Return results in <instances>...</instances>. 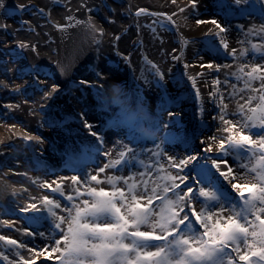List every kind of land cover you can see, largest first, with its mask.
<instances>
[{
	"label": "bare ground",
	"instance_id": "1",
	"mask_svg": "<svg viewBox=\"0 0 264 264\" xmlns=\"http://www.w3.org/2000/svg\"><path fill=\"white\" fill-rule=\"evenodd\" d=\"M18 1L19 0H5V3H9V5L5 4V7L0 9V25H7L6 29H0V61H8L4 57L6 52H8L10 53V58H8L10 59V66L13 67L8 69L6 74L8 77H19L27 74L26 83L35 91H40L42 95L40 110H47V105L50 111L55 110L56 105L54 100L58 95H61L63 91L68 88L77 89L81 93L80 96L85 97V99L81 101L83 104V111L94 112L98 114L100 119V123L91 124V129L96 130L98 134L102 133L104 139L106 138L105 140H107V143L104 142L105 140L102 143H97L96 139H94V135L88 133L84 139L85 141L81 140L79 142L83 143L84 148L92 146L93 150L89 152H85L84 148L75 150L77 162L74 166L64 167L56 158H50V156V160L48 161L39 160L40 163L34 166V168L39 171L42 180L45 182L55 180L62 185L65 195H68L67 192L69 190L73 194L75 186L72 185L70 179L61 180L62 177L70 178L73 175L84 177L92 173L97 174L98 179L104 180L106 176L117 175L119 172L117 171L116 173L114 169H105V171L101 173L99 172V168L103 167L109 160L119 157L122 152L125 153L126 158H129V166L123 169V174L128 176L125 175L123 177L127 178L133 173L142 172L144 168L140 167V160H144V154L140 155L139 158L135 160V158H132V153L127 152L129 146L125 143V137L136 138L126 129L130 128V126H134L135 130L139 126H144L153 144L160 145V148L164 150L165 155L160 158V162L164 165L166 172L176 174L179 171L178 168L167 167L168 156L174 155L184 157L193 154L197 155L200 164H205L207 156L215 155L217 150L215 144H213V151L207 153L205 152L204 144L203 147L197 148V146H194L191 148L189 138L193 132L192 130H194L193 128L198 125L202 118V112H199V109H213L211 114L216 112V106L215 103H213V93L216 92L213 90V85L211 83V77L216 72L215 66H218L220 61H227L233 58L228 55L212 56L207 51V53L202 54L199 48L193 50L191 54L186 56L185 49L188 43L184 45L183 41L186 40L193 45L196 44L195 46L198 47V45L204 46V44L210 41L219 43L220 41L217 42L216 39L220 40L221 37L229 40V35L231 34L232 37L234 35L231 33V28L233 26L231 21L241 18L242 15L239 16L240 11L236 12L234 7H232L235 11L228 13L227 9L222 10L220 5H218L219 8L212 6L209 10L199 15V21L216 20L217 23L226 29L223 33H220L219 29L211 23H197L195 27H192L193 29L188 31L187 28L184 27L185 21L182 20H177L175 24L173 23L172 29L175 30L174 33L172 31H163L161 30L162 28L153 33L152 31H148L149 25L147 24L151 15H146V17H142L145 15L136 16L135 13L137 11L146 9L149 12L171 14L173 11L168 10L170 6L183 7L186 6L188 0H176L175 4H173L171 0H167L163 5L164 10L157 9L155 0H147L150 4L146 7L143 5H135L132 8L129 6L128 2L127 5H125L121 0H110L108 2H102L101 0H37L36 5L26 0L25 2L20 0L23 1L21 4L30 5L26 11H19L17 9L16 6L21 5ZM37 7H44V13L36 11ZM124 7L127 8V16L124 14ZM55 9H57L56 12L54 11ZM70 16L73 17V20L67 19ZM24 21L28 23H24ZM135 24L144 32L146 31L145 36L137 31ZM30 25H32L36 36L39 38L41 58L35 60V65H28L25 63L15 65L13 62L17 63L20 59L19 56L14 53L13 49L18 47L20 43L16 41L17 37L13 41L12 32L25 29ZM261 25H264V21L260 22L259 29L252 31L249 35V37H253L251 39L252 44L255 42L257 47H261V43H263L261 40H264V31H261ZM207 26L212 28L213 32L196 39L201 29ZM147 31L149 33H147ZM23 32L28 31L24 30ZM261 32H263V34L260 35ZM216 33H218V35ZM137 34L141 35L140 39L142 41H147L145 44L149 46L150 51L160 50L163 52L159 54L161 55L159 61L165 68V73H162V81L167 86L170 93L168 94L167 92L168 99L162 97L164 90L162 92L157 88L158 85L155 80L149 78L146 75L147 73L142 75L143 70L150 69L149 63H145L141 59L142 65H140L139 61L136 63L138 70L132 69L133 73L139 76L140 81L144 82L147 87V91H141L140 89L138 92L148 94L152 100H158L159 98L163 100L162 102H152L158 106V108L154 110H149L145 104L137 105L139 104L138 97L134 96L132 100L129 90L132 87L133 81L126 80V74H123L122 71L125 65L124 60L126 61L130 55L136 53L139 48L136 43L138 39L136 36ZM117 37H119V39H117ZM24 38L28 40L26 35H24ZM170 44H173L172 50L169 48ZM191 44L189 46H191ZM201 54L202 56L199 57ZM174 56L179 57V59H174ZM243 59L252 61L251 54H247ZM159 61L157 60L158 65ZM209 63L213 64L214 67L210 69L202 66ZM186 64L190 65V67L186 68ZM236 65L237 62L235 63V67ZM36 68L40 69L38 73L34 71ZM178 73L184 75L180 82H177L174 77L178 75ZM68 74L72 76L66 79ZM189 75L196 77L195 88L192 87V82L188 79ZM117 78L119 82L116 83ZM55 80L59 86V90L51 97L45 99V93L51 90V88L47 90V87L53 84ZM81 81H87L89 83L82 84ZM0 89V97L3 99L5 94L9 93L10 89L3 85H0ZM197 91H199V98H197L196 95ZM11 92L12 94H17V87H13ZM161 93L162 95H160ZM43 103H47V105L44 107ZM132 104H134V106ZM16 105H19V107H13V110H21V108L25 107L27 111H29V114L26 112L25 115L27 122H38V125L43 127L50 126L55 122L50 118L49 123H47L46 120L40 116L39 108L36 107L35 102L27 103L23 102L21 99L19 104ZM0 108L3 109L5 107L0 106ZM10 111L11 110H8V112ZM169 112L175 115L170 117L168 115ZM211 114L205 117L207 118ZM8 116L4 115L3 121H0V130L5 129V131H8L5 137L2 136L0 138V152L5 151V153L9 151L6 147H9L8 144L10 143L12 146H18L19 144L26 146L30 143L27 140L17 138V132L14 129L15 126H11L14 124L8 120L11 116ZM69 117H71L72 122L79 120L75 113H69ZM230 118L235 120L240 117L237 115L230 116ZM187 120H189V126L186 122ZM76 125L78 127L80 126L78 123ZM103 125L104 128L100 132ZM165 125H167V127H165ZM74 128L75 126L73 129ZM108 131H115L117 133L110 136ZM195 131L200 137L197 141L199 143L210 136L209 134L197 130ZM252 131L254 133H264V129L254 128ZM253 139H258V137L254 136ZM155 141L156 143H154ZM209 143L212 142L210 141ZM53 144L56 145L57 143L53 142ZM149 147L152 146L149 145ZM63 149L64 148H60L58 150V152H62L61 156H63V153H66L67 150V148ZM189 149L193 150L188 151ZM149 150L151 149L149 148ZM159 150L160 149H157L155 152ZM143 151L145 152V148H142L140 153ZM149 154L148 157L153 162L156 157L153 156L152 152H149ZM225 159L229 164L233 165L235 170L236 161L233 157L228 156L225 157ZM147 160L149 159L146 158L144 163L152 164V167L145 169L144 177L132 175V179L137 183V186L139 185L138 188L142 186L144 180L152 182V186H156L149 172L151 171L153 173L151 169H157V166L152 162L147 163ZM136 161H138L139 166L132 167V164ZM208 162L210 163V161H207V163ZM92 163L94 164L91 165ZM7 166L10 167L11 170H7ZM220 167L227 171L224 164ZM21 171L23 170L15 161L11 163L0 159V234L11 239H16L18 242L23 241L28 247L34 250L44 248L49 244L48 239L41 238L38 235H27L28 231H42L46 236L48 234L49 226L48 228L42 229L36 226H40L45 219H47L48 225L50 224L51 218H48L47 211L42 204V198L47 195L50 199L58 200L62 206L68 205L69 202L67 200L64 202V199L61 198H52L51 196L55 193L51 190L46 187H41L40 183L38 184L39 187L33 184L32 180H38V175L27 183V192H19V190L13 188L15 184L12 180L17 178L18 174H16V172ZM240 171L241 174H243L244 170L241 169ZM161 173L164 174V172H160V174ZM13 175H15L14 177L16 178H13ZM192 175L194 176L195 173H192ZM139 178H141L140 183H138ZM17 179H21V177ZM230 179L225 180L223 177V185L233 197L239 199L238 193L231 187ZM177 183H179V181H177ZM162 184L164 183H160V185ZM149 185L150 183L148 186ZM118 186L125 187L123 183ZM182 186L183 185H181V187ZM53 187H55V185H53ZM96 187L111 191V186L106 183H102ZM157 191L160 192L161 189L157 188ZM23 194L31 199L28 204H23ZM169 195H171V193H169ZM32 197H36V199H32ZM10 201H15L19 210H12L11 205H9ZM33 203L37 205L36 209L29 207V205ZM140 203L143 206L146 204V200H142ZM159 203V200L154 201L153 207ZM40 205H42L43 210L39 209ZM24 209H27V211H24ZM7 210H11L15 214L13 220L9 221L5 219L4 213ZM56 211L58 215L61 214L59 210ZM63 214L66 215V213ZM3 221H9L8 225H12V227L3 224ZM196 227L199 228V225H196ZM200 230L203 231V229ZM16 235H19V238H17ZM3 243V241H0V245H3ZM20 252L26 259H30L33 255V253H29L25 248L20 249ZM56 255L58 254H53V256ZM9 259H15L17 264H19L20 257L13 258L9 256ZM0 264H3V261H0ZM37 264H59V261L55 258L44 259L40 257L37 259Z\"/></svg>",
	"mask_w": 264,
	"mask_h": 264
},
{
	"label": "snow or ice",
	"instance_id": "2",
	"mask_svg": "<svg viewBox=\"0 0 264 264\" xmlns=\"http://www.w3.org/2000/svg\"><path fill=\"white\" fill-rule=\"evenodd\" d=\"M171 2L175 4L176 0ZM196 3L197 0H190L191 7L195 8ZM234 4L248 5L240 8L241 14L258 13L264 19V0H234ZM257 4L261 6L257 7ZM4 7L5 0H0V9ZM16 7L19 11H26L30 5L21 4ZM220 7L232 13L228 0H220ZM43 11L40 9L41 13ZM177 11L184 12L185 8L179 7ZM135 15L165 17L171 24L175 23L172 18L177 12L164 14L140 9ZM67 19L73 20V17ZM155 23L162 28L166 27L164 20H157ZM197 23H211L220 33L226 31L216 20H198ZM6 28V24L0 25V29ZM152 30L155 32L154 28ZM249 31L251 33L253 30ZM261 31H264V25H261ZM187 43L188 41H183L184 45ZM220 44L237 61L234 71L229 75L237 81H243L244 88L241 91L247 90V95L241 97L246 99V103L237 102L236 110L230 113L228 104L224 103V96L213 93V103L220 101L216 104L219 111L212 118L217 126L215 132L201 143L205 145L207 153L213 151L215 144V155L207 156L205 164H200L197 155L193 154L184 157L168 156L167 167L179 169L176 174H172L166 172L161 164L160 158L165 152L157 145L160 150L153 153L156 159L152 163L157 166L159 179L166 183L156 184L151 188L146 180L138 188L132 179V175L143 177L144 172L133 173L127 178L119 175L106 176L104 180L92 173L84 177H62L61 180L70 179L75 186L73 194L68 195H65L62 185L55 180L41 182V187L58 193L69 202L62 206L58 200L50 199L47 195L42 198L48 218H51L49 233L46 236L42 231H28L27 235L48 239V246L34 250L23 241L18 242L0 234V241L4 242L0 245V261L17 264L15 259H9L12 256L20 257L19 264H37L40 257L55 258L59 264H264V133L252 131L254 128L264 129V63L257 64L255 57L252 61L243 59L248 50H241L239 54L235 49L229 50L223 37ZM19 46L27 47L23 43ZM251 50L264 56V47L253 44ZM173 58L179 59L175 56ZM202 66L210 69L214 67L210 63ZM185 67L190 65L186 64ZM215 67L219 71L220 68L232 66ZM34 71L38 73L40 69L36 68ZM188 79L195 88L196 77L189 75ZM255 81H259L258 86H254ZM0 85L7 87L3 81H0ZM231 87L235 88V85ZM58 90V85H51V90L45 93V99ZM196 95L199 98V91ZM4 107L11 109L19 105ZM168 115L172 117L175 114L169 112ZM237 115L239 119L230 118ZM85 126L89 128L91 135L102 142L98 133L91 132L90 124L85 122ZM254 136L258 139H253ZM92 150V146L84 148L85 152ZM127 152L135 155L132 148H128ZM228 156L236 161L235 175L233 165L224 159ZM128 160L122 152L119 157L99 168V172L102 173L105 169L120 171L129 166ZM207 161H211V166ZM220 162L226 166L227 171L220 167ZM136 166L135 163L132 164V167ZM140 167L149 169L152 164L140 161ZM241 169L244 170L243 174ZM160 172H164V175L159 176ZM220 177L225 180L231 178V187L238 193L239 199L225 189ZM32 183L36 184L38 181L32 180ZM102 183L110 185L111 191L96 187ZM121 183L125 187L118 186ZM157 188L161 189L159 193ZM142 200H146L143 206L140 203ZM156 200L160 203L153 207ZM29 207L36 209L37 205L33 203ZM56 210L61 214L58 215ZM2 223L8 225V221ZM22 248L33 253L30 259L24 258L20 252Z\"/></svg>",
	"mask_w": 264,
	"mask_h": 264
},
{
	"label": "rangeland",
	"instance_id": "3",
	"mask_svg": "<svg viewBox=\"0 0 264 264\" xmlns=\"http://www.w3.org/2000/svg\"><path fill=\"white\" fill-rule=\"evenodd\" d=\"M23 1L25 2V0H23ZM23 1L19 0L18 3L21 4ZM26 1L32 2L35 5L37 3V0H26ZM101 1L102 2H108L110 0H101ZM121 1L125 5H127V2H128L129 6L131 8L134 7L135 5H143L144 7H146L150 4L147 0H121ZM155 1L157 3V5H156L157 9L164 10L163 5L165 4V1H167V0H155ZM188 3H187L188 5L186 4L187 7L183 6V8H185L184 12H178L177 10L179 7H177V6H170L168 8V10H171L173 12L174 11L177 12V15L173 16V18H172L173 21H175V22L177 20L185 21L184 27H186L188 31L190 29H193L192 27H195L197 25V21L199 20L198 17L200 14H203L204 12L209 10L210 7H212V6L219 8L218 5H220L219 0H197L196 7H195L196 9H195V8L190 6V0H188ZM198 3H200V4H198ZM228 3H229V5L234 7L236 12H239L240 8L248 7V5H243V4L240 6H236L234 4V0H228ZM5 4L9 5V3H5ZM260 6H261L260 4H257V7H260ZM40 9L44 10V7H37L36 11H40ZM123 10H124L125 16H127L128 15L127 8L124 7ZM194 10H195V12H194ZM235 10L232 9V12H234ZM54 11L56 12L57 9H55ZM43 13H44V11H43ZM240 15H242L241 18L234 19L233 21H231L233 23V26L231 28V33L234 35L232 37L230 34L229 40H226L228 45H229V50L235 49L237 54H239L241 49H247L248 50L247 54H251L252 59H253V57H255V62L257 64L264 63V62H262V61H264V56H261L260 53L253 52L251 50L252 45L253 44L257 45V44L255 42H253V44H252L251 39L253 37H249V35H250L249 30L254 31L256 29H259L260 22H263L264 19H261L260 15L258 13H254V14L253 13H248V14H241L240 13L239 16ZM39 16H41V15H39ZM142 17H146V15L142 16ZM157 20H164L166 27H164V28L160 27V25L158 23H155V21H157ZM43 22H44V18H43ZM136 24H137V22H136ZM136 24H135V27H136L137 31L141 32L145 36L146 31L144 32L140 27L136 26ZM147 24L149 25L148 31H150V32L152 31L153 33H154V31L152 30L153 28L155 29V31H157L161 28H162L161 30H163V31H169V32L172 31L173 33L175 31L172 29L173 23L170 24L164 17H157V16L151 15ZM24 30H27L28 32H23ZM148 31H147V33H149ZM210 32H213V30L209 26L202 28L201 32L198 33V36L196 37V39L203 36V35H206V34L209 35ZM261 34H263V32H261L260 35ZM24 35L27 36L28 40H26V38H24ZM12 36H13V41L17 37L16 41H18L20 44L24 43L25 45H27V47L18 46L15 49H13L14 53L17 56H19V59H20V60H18L17 63L13 62V64L16 65V64L25 63L28 65H35V60L41 58V52H40L41 49H40V45H39V42H40L39 38H38V36H36V33L34 32L32 25H30L29 27H27L25 29L12 32ZM136 36L138 37V39L136 40V43L138 44L139 48H138L136 53L130 55L126 61L124 60L125 65H124V68L122 69V71H123V74H126V78H125L126 80H132L133 81L132 87L129 90L130 91V97H132V100H133L134 96L138 97L139 98V104H137V105L145 104V106L149 110H154V109H157L158 106L153 104L152 102H158V101L162 102L163 100L160 98L158 100H152L148 96V94L138 92V91H140V89H141V91L142 90L147 91V87H146V84L144 82L140 81L139 76H137L133 73L132 69L138 70L136 63L139 61L140 65H142V62L140 61L141 59L145 63H149L150 69L143 70L142 75L147 73L146 75L149 78L155 80L156 84L158 85L157 88L159 90H161L162 92L164 90L163 95H162V93L160 95H162V97L164 99H168V94H170V93L167 89V86L162 81V79H163L162 73L163 74L165 73V68L162 66L161 62L159 61V58L161 56L159 54H162L163 52H161L160 50L150 51L149 46H147V44H145V42H147V41H142L140 39V37H141L140 34H137ZM263 39H264V35H263ZM216 41L219 42L220 40L216 39ZM261 41L264 43V40H261ZM263 43H261V45H262L261 47H263V45H264ZM190 44L191 43L188 42V44L186 45V49H185L186 56L191 54V52H193V50L199 48L202 51V54L208 52L212 56L228 55V56L233 58V56L229 55L228 52H226L223 49L220 42L216 43L215 41H210V42L204 44V46L198 45V47L195 46L196 44L195 45L191 44V46H189ZM33 46L35 47V51H33ZM169 48L172 50L173 44H170ZM217 48H219V51H217ZM9 54L10 53L6 52V54L4 55V57L8 60L7 62L6 61H0V81H3L5 83V85H7V88L10 89L9 93H6L5 97L3 99H2V97H0V106L4 107L3 104L4 105L5 104L6 105H16V104H19V101L21 99L23 102H27V103H34L35 102L36 107L39 108L40 116L43 119H45L47 123H49L50 118L53 121H55L50 126H47V127L44 126L43 127L41 125H38V122H27L26 121L25 115H26V112H27V114H29L28 113L29 111H27V109L25 107L21 108V110H15V109L13 110V108H11V109L3 108V109H5V110H3L0 108V121H3L2 119H3L4 115L11 116V118H9L8 120L14 124L11 126H15L14 129L17 132L16 133L17 138L27 140L28 142H30L26 146H24L23 144L22 145L19 144L18 146H12V145H10L11 144L10 143V144H8L9 147H6L9 150L8 152H6V153H5V151L0 152V159H2L5 162L9 161L11 163H14V161H15V163L19 164L21 169L23 170L21 172H16V174H18L17 178L21 177V179H17L16 177H14L15 175H13V178H16L15 180H12L13 183L15 184L13 188H15L16 190H19V192H27V191H25V189H27V183L30 182L33 177H36L37 175L39 177L37 180L38 183H36L37 187H39L38 186L39 183L45 182L40 177L39 171L36 170V168H34V166H36L38 163H40L39 160L48 161V160H50L51 157H53V158H56L57 161L61 165H64V167L65 166H74V164L77 162L75 150H81L82 148H84L83 143L79 142V141H81V140L85 141L84 140L85 137L87 136L88 133H90L89 128L85 126V122L88 121L87 124L91 125L94 123H100V119L98 117V114H96L94 112L83 111V106H82L83 104L81 101H83V99H85V97L80 96L81 93L77 89H73V88L65 89L61 95H58V97L55 98V100H54V103L56 105L55 110L50 111L47 103L46 104L43 103L44 107L47 105V110H43V109H42L43 111L40 110V107L42 105V101H41L42 95L40 94V91H35L33 88H31L26 83V75L27 74H24L23 76H19V77H15V76L8 77V75L6 74V71L8 69L13 68L12 66H10V59H8V58H10ZM202 54L199 57H201ZM143 55H146V56H143ZM157 60L159 61V65L157 64ZM86 62H88V61H86ZM236 62L237 61L234 58L231 60H227V61H220L218 63V65H231L232 67L220 68V70L219 71L216 70V72L211 77V83L213 85V90L217 94H222L224 96V103L228 104V106H229L228 111L230 113L236 110L237 102H239L240 104L246 103V99H241V97H246V95H247V90L241 91V89L244 88L243 81H237L234 77L229 75V73L234 71ZM71 76H72L71 74H68V77L66 79H69ZM183 76L184 75L178 73V75H176L174 77H175V80L177 82H180L182 80ZM217 81H219V83H217ZM117 82H119L118 78L116 79V83ZM253 83H254V86L259 85V81H255ZM53 84L57 85L56 80L54 81ZM53 84H51V85H53ZM51 85L47 87V90L51 88ZM231 85H235V88L231 87ZM13 87L19 88V91L17 94H12L11 90L13 89ZM167 92H168V94H167ZM173 98L177 99L175 97H173ZM218 103H220L219 100L216 101L215 106ZM132 105L134 106V104H132ZM8 110H11V111L8 112ZM212 111H213V109H209V110L203 109V111H201V109H199V112H202V118L200 119L198 125L195 128H193L194 130H192L193 132L190 135L189 143H190L191 148H193L194 146H197V148L203 147L202 143L197 142L200 137L198 136V134L195 130L209 134V135H212L213 132H215L217 122L215 120H213L212 118H213V116L217 115L219 109L216 107V112L214 114H211ZM69 113L70 114L75 113L78 116L79 120L72 122L71 117H69ZM208 114H211V115L206 118L205 116ZM191 120H193V119H191ZM186 122L188 123V126H189L190 125L189 120H187ZM77 123L80 125L79 127L76 125ZM74 126H75V128L73 129ZM103 128H104V125H103V127H101L100 132L102 131ZM134 128H135L134 126L133 127L130 126V128H126V129L128 130L129 133L133 134L136 138L125 137L126 138L125 143L127 144V146H129V148H132L135 152V155L134 156L132 155V158H135V160H136L139 158L140 155L144 154L145 158L143 157V159L144 160H146V158L149 159V160H147V163L152 162L150 160V158L148 157L150 155L149 152H152V154H153L157 150V147H156L157 145H154L153 142L151 141V139L148 137V132L145 130L144 126H139V127H137L136 130ZM206 130L208 133L206 132ZM91 132L92 133H98L94 129L93 130L91 129ZM108 132H109L110 136L117 133L115 131L114 132L108 131ZM7 134H8L7 130L6 131H5V129L0 130V138L2 136L5 137ZM99 135H100L101 141L103 142L106 138L104 139V136L102 135V133H99ZM28 137H33V139L29 140ZM94 139H96L97 143H102V142L97 140L96 136H94ZM53 142L57 143V144L54 145ZM104 142L107 143V140H105ZM154 143H156V141ZM149 145H151L152 147H149ZM60 148H64V149L67 148V150H66L67 154L63 153V156H61L62 152L61 151L58 152V150ZM138 148H139V150H138ZM142 148H145V152L143 151L140 153ZM149 148L151 150H149ZM46 149H48V150H46ZM192 150L193 149H189L188 151H192ZM48 151H49V153H48ZM49 156H50V158H49ZM152 159H153V157H152ZM144 160H143V162H145ZM140 161H142V160H140ZM93 164L94 163H92L91 165H93ZM135 164L137 166H139L138 161H136ZM208 164H209V166H211V161H210V163L208 162ZM222 164L223 163L220 162V166ZM6 169L11 170V168L8 166ZM123 169H125V168H121V170L118 171L119 173H117V169L116 170L114 169V171L119 176H125L126 174H123ZM131 170H132V168H131ZM151 170L153 171V173L150 171L149 175L151 176V178L154 180V182L156 184H160L162 182L166 183V181H164L163 179H159V177L157 175V169L153 168ZM213 171L215 172V168H213ZM142 172L145 173V168H144V170H142ZM234 173H235V170L233 171V175H234ZM21 174H24V175H21ZM161 174L159 173V176L164 175L163 173H161ZM126 176H128V175H126ZM220 180L222 181L223 177H220ZM138 181H139L138 183H140L141 178H139ZM149 183H150L149 187H151L152 182H148V184ZM138 187H139V185H138ZM67 193L70 194L71 193L70 190ZM51 197L52 198H61V199H64V202H66V199L64 197H60L58 193L53 194ZM23 200H24L23 204H28L31 199L27 198L26 195L23 194ZM9 205H11L12 210L17 211L18 206H17V203L15 201H10ZM39 209L43 210L42 205L39 206ZM4 216H5V219L6 220L8 219L9 221L13 220L15 218V214L11 210L5 211ZM36 226L39 229H42V228H48L49 225L47 223V219H45V220H43V222L40 226L39 225H36ZM37 227H35V228H37ZM47 233H49V230ZM16 236H17V238H19V235H16ZM3 264H5V263L3 262Z\"/></svg>",
	"mask_w": 264,
	"mask_h": 264
},
{
	"label": "clouds",
	"instance_id": "4",
	"mask_svg": "<svg viewBox=\"0 0 264 264\" xmlns=\"http://www.w3.org/2000/svg\"><path fill=\"white\" fill-rule=\"evenodd\" d=\"M114 84V83H113Z\"/></svg>",
	"mask_w": 264,
	"mask_h": 264
}]
</instances>
